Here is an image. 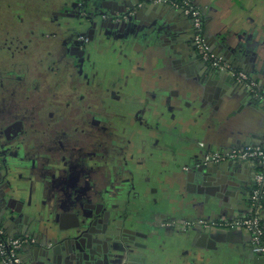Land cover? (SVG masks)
<instances>
[{"label":"flooded vegetation","instance_id":"flooded-vegetation-1","mask_svg":"<svg viewBox=\"0 0 264 264\" xmlns=\"http://www.w3.org/2000/svg\"><path fill=\"white\" fill-rule=\"evenodd\" d=\"M105 6V0H0V160L13 170L16 208L23 202L32 218L48 216L62 227L110 216L108 203L117 197L136 199L137 176L150 169L148 131L140 126L149 110L134 107L139 97L119 85L142 68L139 50L151 48L141 45L146 33L138 26H125L124 14L111 29ZM162 43L171 40L163 35ZM91 97L101 102L97 107L110 98L116 106L102 111ZM87 140V150L80 149ZM101 176L108 177L102 188Z\"/></svg>","mask_w":264,"mask_h":264},{"label":"crops","instance_id":"crops-1","mask_svg":"<svg viewBox=\"0 0 264 264\" xmlns=\"http://www.w3.org/2000/svg\"><path fill=\"white\" fill-rule=\"evenodd\" d=\"M192 1L201 8L204 34L211 48L234 68L248 72L264 88V0ZM151 5L135 11L138 19L133 24L143 34L146 31L139 41L151 50H139L138 63L142 68L125 75L119 88L139 97L134 100V107L147 106L149 110L147 122L140 126L148 131L147 149L152 158L150 169L140 170L141 175L137 176L138 199L117 197L116 202L108 203V218L118 222L120 236L110 246L109 259L113 264H264V256L251 251L245 231L213 224L247 213L257 163L239 159L224 162L237 165L238 183L231 186L228 195L220 194L209 202L193 193L182 169L203 160L207 151L261 143L264 108L227 72L212 73L217 75H211L203 84L200 70L172 54L171 48L177 49L178 41L170 39L171 48L162 43L164 33L168 37L171 31L145 24ZM168 10L169 14L161 11L169 19L172 15L181 17L174 23L186 33L191 46L190 21L179 11ZM147 33L149 41H144ZM198 177L192 180L194 184L201 181ZM259 211L264 227V200ZM120 214L122 217L116 221L113 217ZM66 226L70 227V223ZM47 232L45 238L55 244L57 239L52 238L49 229ZM37 248L35 244L23 248L24 264Z\"/></svg>","mask_w":264,"mask_h":264},{"label":"water","instance_id":"water-1","mask_svg":"<svg viewBox=\"0 0 264 264\" xmlns=\"http://www.w3.org/2000/svg\"><path fill=\"white\" fill-rule=\"evenodd\" d=\"M138 1L139 0H105L106 11L109 15L108 20L110 24H112L110 28L116 29L115 26L121 23L115 20L117 14L128 13L129 9H132L134 4ZM147 6L149 5L147 4ZM167 7H169L168 9H170V13H172V8L165 4H152L148 7L147 21L145 24L153 23V25L162 26L166 30L171 31L172 34L168 36V39L170 40L174 38L175 41H178V43H176L177 49H173L169 46L172 50V54L178 55L183 60L189 61V65H193L194 68L200 70V80L204 84L207 82V79L211 78V75H217L212 73L217 72L205 68L193 51L192 45H189V38L185 36L186 33L177 28L178 23H174V21L177 22L181 17L177 15L176 18H173L172 15L169 19V15H166L161 11L164 9L167 14H169V10L165 9ZM137 13L138 12L128 14L127 17L129 18V21L123 22L125 26L130 23L135 24L134 21L138 19ZM164 35L166 34L164 33ZM180 58L179 60H181ZM201 64L203 67H201ZM201 161L196 160L193 164L183 166L182 168L184 170L183 172L188 176L187 180L193 187V193L202 196L206 202L212 201L220 194L228 195L231 192V186L233 187L238 183L237 165L224 163L226 161L202 164ZM12 171L13 170H6L1 159L0 223L7 229L15 227L21 228L19 231L13 233L27 231L40 239L41 243L39 242L35 244L38 247L37 252L34 253L33 256H27L25 258V264H113L109 259V252L111 250L110 246L112 242L119 240L116 235L118 233H115L113 229V227L118 226V222L114 223L109 220L108 214H106L105 218L98 219L96 223H89V221L85 220L75 226L61 228L58 219H50L48 216L45 218H32L31 215L23 212V210H26L23 202L20 206V210L16 208L15 203L17 200H15V198L18 195V190L16 191L10 183ZM190 176H192V179L189 178ZM196 177L201 179V181L199 183L196 182L197 185H194V181L192 180ZM207 180H210V182H206ZM19 205L20 203L18 206ZM48 229L54 235L52 238L57 239L55 244H53L51 239L45 238L44 236L49 234L47 232ZM42 239H45V243H43L44 245L42 244ZM48 241L50 242V245H47Z\"/></svg>","mask_w":264,"mask_h":264},{"label":"built area","instance_id":"built-area-1","mask_svg":"<svg viewBox=\"0 0 264 264\" xmlns=\"http://www.w3.org/2000/svg\"><path fill=\"white\" fill-rule=\"evenodd\" d=\"M162 4L179 11L191 23V45L193 51L207 69L231 74L233 79L241 84L245 90L264 108V88L248 72L238 70L215 52L204 34L203 14L201 8L192 0H139L128 13L146 5ZM128 18V17H127ZM253 161L258 165L253 175V185L247 205V213L238 219L213 223L224 227L236 228L249 235L253 252L264 256V227L259 210L264 200V139L259 144H247L242 147L226 151H207L201 161L202 164L219 163L227 160ZM186 169V167H185ZM194 222H188V225ZM40 239L27 232L13 233L0 223V264H24L21 251L28 244H37ZM41 243V242H40ZM50 245V242H47Z\"/></svg>","mask_w":264,"mask_h":264},{"label":"rangeland","instance_id":"rangeland-1","mask_svg":"<svg viewBox=\"0 0 264 264\" xmlns=\"http://www.w3.org/2000/svg\"><path fill=\"white\" fill-rule=\"evenodd\" d=\"M45 1H47V0H45ZM48 1H50V0H48ZM55 1H59V0H55ZM29 15V14H28ZM31 16V15H30ZM29 16V17H30ZM26 17H28V16H26ZM151 30H155V29H151ZM141 33H143V31H141ZM146 33V31L144 32V34ZM147 38V39H146ZM146 38H145V40L144 41H146V40H148V38H149V36H148V33H147V36H146ZM149 41V40H148ZM152 47V46H151ZM150 49V48H149ZM112 67H114V65L113 64H110V67H109V69L110 68H112ZM114 68H116V67H114ZM110 80H112L113 81V77L111 76V75H109V76H107ZM118 87V83H115V88H117ZM114 89V88H113ZM118 89V88H117ZM94 99H92V97H91V103L94 105V106H98L101 102H98V98H95V97H93ZM111 99V101H109V103H107V105H105V107H106V110H110V112H112V110L114 109V107L116 106V101H112L113 99L112 98H110ZM89 103H90V99H89ZM105 107H101V105L99 106V107H97V108H100L102 111H104L105 110ZM112 117H114V115H112L111 117H110V119H112ZM79 123H80V121H78ZM90 140H87V141H83V142H80L79 143V148L81 149V148H83L85 151L87 150V149H85L84 148V145H87V143L89 142ZM108 142H110L111 143V140L109 139V141ZM112 144V143H111ZM87 160H89V158H87ZM114 170H116V166H115V168H114ZM101 171H103V170H101ZM110 172V174L112 175V173L114 172L113 170H110L109 171ZM102 173V172H101ZM110 175V176H111ZM108 176V175H107ZM103 177L102 178V176H101V178H99L98 179V182H100V184H102V185H100V188H102L105 184H103L104 182H105V179H107L108 177Z\"/></svg>","mask_w":264,"mask_h":264}]
</instances>
